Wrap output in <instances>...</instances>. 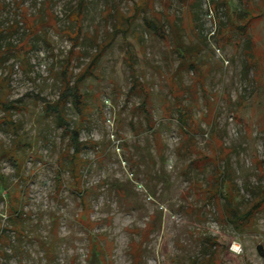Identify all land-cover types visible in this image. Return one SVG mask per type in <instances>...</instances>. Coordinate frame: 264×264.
<instances>
[{"label":"rangeland","instance_id":"1","mask_svg":"<svg viewBox=\"0 0 264 264\" xmlns=\"http://www.w3.org/2000/svg\"><path fill=\"white\" fill-rule=\"evenodd\" d=\"M133 1L50 0L57 26L48 27L44 0H0V47L26 43L0 55V98L21 105H8V113L0 108V264H264V201L239 227L230 220L264 198V0H152L169 35L171 14L184 40L201 48L203 85L196 84L197 98L183 97L199 129L186 142L175 113L161 115V100L169 99L163 75L178 63L168 43L142 28V46L132 34H118L83 84L90 107L79 136L95 142L82 153V183L91 191L85 218L95 223L77 217L68 165L56 193L55 160L65 138L42 105L58 94L69 47L64 31L73 28L68 14L80 5L76 72L112 29V13L127 14ZM18 3L42 22L35 33H28ZM126 48L150 85L154 131L129 125L131 118L136 126L144 120L130 111L140 96L127 97ZM67 116L79 123L73 108ZM10 205L21 206L22 234L10 228Z\"/></svg>","mask_w":264,"mask_h":264},{"label":"trees","instance_id":"2","mask_svg":"<svg viewBox=\"0 0 264 264\" xmlns=\"http://www.w3.org/2000/svg\"><path fill=\"white\" fill-rule=\"evenodd\" d=\"M49 3L50 0H44L45 19L43 21L48 27H56L57 25L54 24L56 23V16L50 11V8L48 7ZM80 3H82V0H79V4ZM151 6L152 0H147L146 2L135 0L132 2L130 11L127 14L116 9L112 13V29L104 31V37L102 40L96 42V48L89 55L88 61L79 67V70L76 72H73L72 64L74 59L80 56V51L78 50L77 46L80 42V37L82 36V10L80 9V5L76 9L71 10L68 14V17L73 23V28H67L64 31L66 37L69 40V47L64 53L60 68L57 72L60 82L58 94L53 100H44L42 105L43 113L47 115H53L54 121L60 127V136L65 138L55 160L57 166L56 193H59L62 187L65 185V182L61 176V172L64 166L68 165L71 176L70 189L78 195L79 203L81 205L77 217L81 220L83 219L82 221L84 222L87 221L90 225L94 224L95 221L85 218V216L88 217L90 211L87 197L90 195L91 191L82 183V169L87 164V159L82 156V153L86 146H94L95 142L89 139L81 140L79 136L81 122L86 117L85 111H87V107H90L86 103V93L83 91V84L88 77L94 75L99 60L105 54V51L111 46L113 40L118 34L122 35L123 37H126L127 34H132V37H134L140 43V46H142V28L144 30L153 31L160 38H162V40L168 43L169 49L176 54L178 63L173 71H170V73L167 71L168 73L166 72L163 75L166 82L168 83L167 92L169 94V99L163 98L161 100V115L165 118H170L172 113H175L174 117L180 131L182 132V139L186 142H191L193 140L192 135L197 133L199 129V124L196 123V118L192 113V106L186 104L183 97L186 92H189L194 98H197L198 89L196 84L199 83V87L200 84L203 85L200 73L201 65L199 61L201 48L195 41L184 40L179 29V24L177 25L175 23L176 16L171 14L167 15L166 17L170 28L169 35L164 27L162 12H156L155 10H152ZM1 7L2 5L0 3V8ZM18 8L21 19L28 29V33H35L36 30L41 27L40 23L42 22H34L32 19L33 15L27 13V9L23 5L18 3ZM138 19H140L139 23ZM11 26L14 28L15 24L13 23ZM1 31L2 27L0 23V32ZM24 40L25 39H22L16 45H13L12 48H10V46L0 47V55L6 50H15L17 53L23 48L24 45H26ZM125 58L129 66L130 73V84L127 91V97H129L131 94H137L140 96V101L135 105H131L130 111L132 117L135 115V113H137L140 114L144 120L143 125L141 124L136 126L131 118L129 120V125L131 126V129L136 132H138V128H146L148 130L154 131L156 120L153 117L152 93L150 85L138 75L132 59V53L127 48L125 49ZM186 68L190 69L188 71L191 72L192 76L191 82L189 84H185L183 82L182 71ZM2 84L3 83L0 81V86H2ZM202 85L201 89L204 90ZM8 105L14 107L16 106L15 108L21 107V105H12L11 101L8 102L0 98V108L4 111V113H8ZM67 107H71L75 110L79 123H75L73 125L69 123ZM6 121L13 128V130H16V124L13 122V120L8 119ZM18 136L19 135L17 134V137ZM188 144L190 146L191 143ZM12 157L14 160L18 159L17 155L14 153ZM6 193L9 194L10 192L7 190ZM15 199L20 203L22 202V199L20 198ZM261 201H264V198L256 200L250 205L245 213L242 215L236 214V216L230 218V220L236 227H239L243 224L242 220L246 219L247 215H249L252 212V209L258 206ZM9 208L10 218H12L10 228L15 233L22 234L21 222L18 219L21 213H23L21 212V206L13 207L10 205ZM236 218H238V221ZM2 230L3 228L0 229V238H5V236H2ZM95 247L99 248L98 244H95L89 249L90 255H93L95 252ZM45 248L47 250L48 246H45ZM103 263L104 261H102V264Z\"/></svg>","mask_w":264,"mask_h":264},{"label":"built area","instance_id":"3","mask_svg":"<svg viewBox=\"0 0 264 264\" xmlns=\"http://www.w3.org/2000/svg\"><path fill=\"white\" fill-rule=\"evenodd\" d=\"M234 247H235V245H234Z\"/></svg>","mask_w":264,"mask_h":264}]
</instances>
